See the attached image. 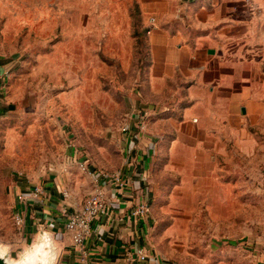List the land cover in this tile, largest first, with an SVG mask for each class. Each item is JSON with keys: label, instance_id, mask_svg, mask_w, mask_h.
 Listing matches in <instances>:
<instances>
[{"label": "rangeland", "instance_id": "obj_1", "mask_svg": "<svg viewBox=\"0 0 264 264\" xmlns=\"http://www.w3.org/2000/svg\"><path fill=\"white\" fill-rule=\"evenodd\" d=\"M257 2L261 20L247 52L264 74V3ZM140 22L138 0H0V67H8L0 247L12 260L40 240L33 233L27 242L16 223L22 192L53 184L61 190L55 207L80 211L95 172L123 174L130 162L125 128L137 113L130 97L141 61L133 58L132 36L140 35ZM259 151L221 158L224 170L214 180L168 170L167 156L152 157L148 206L159 257L168 264H264V132Z\"/></svg>", "mask_w": 264, "mask_h": 264}, {"label": "crops", "instance_id": "obj_2", "mask_svg": "<svg viewBox=\"0 0 264 264\" xmlns=\"http://www.w3.org/2000/svg\"><path fill=\"white\" fill-rule=\"evenodd\" d=\"M138 2L140 35L132 39L133 58L141 62L130 103L150 119L135 142L134 122L127 132L126 156L132 158L122 183L105 188L107 211L93 222L84 250L64 230L66 219L55 207L59 187H44L49 215L41 214L38 204L27 209L16 204L26 241L38 223L47 225L60 244L61 264H168L155 252L153 215L133 214L152 199L148 166L154 156H167L168 170L193 172L196 180L206 173L205 178L214 180L224 170L221 158L260 153L264 74L247 52L262 15L257 0ZM7 70L0 67V106ZM138 251L145 254L144 261Z\"/></svg>", "mask_w": 264, "mask_h": 264}, {"label": "built area", "instance_id": "obj_3", "mask_svg": "<svg viewBox=\"0 0 264 264\" xmlns=\"http://www.w3.org/2000/svg\"><path fill=\"white\" fill-rule=\"evenodd\" d=\"M150 30V29H149ZM134 118V129L133 132L130 128H125L128 133L132 132V141L135 142L138 134H142L146 131L148 127V121L150 115L147 112L140 111L133 115ZM136 138V139H135ZM152 145V149H153ZM79 166L83 171H89V165L86 161H80ZM92 172V171H91ZM123 181L122 174H106L104 172H98L93 174V182L95 184V189L93 193L86 199L84 205L80 211H74L70 213L66 209H62L61 212L63 217L66 219L65 229L71 235L73 244L79 248V250H84V241L86 237L91 232V226L93 222L101 215L105 214L108 208V201L105 188L113 183L121 184ZM18 203L22 204L25 209L29 206L37 205L42 209L44 215H49L50 209L47 207L49 205V198L45 194L44 187L35 186L27 191L22 192L18 197ZM150 213L149 206L147 203L141 204L133 212L136 216H145ZM16 223L18 225H24V218L21 211H16ZM56 238V236H55ZM140 260L144 261L146 259L143 251H138L137 253Z\"/></svg>", "mask_w": 264, "mask_h": 264}, {"label": "bare ground", "instance_id": "obj_4", "mask_svg": "<svg viewBox=\"0 0 264 264\" xmlns=\"http://www.w3.org/2000/svg\"><path fill=\"white\" fill-rule=\"evenodd\" d=\"M5 247H0V256H4ZM58 257L57 248L52 243L51 239L43 238V240L36 244L33 250L28 251L20 261L7 260L9 264H33L40 261L41 264H56Z\"/></svg>", "mask_w": 264, "mask_h": 264}, {"label": "water", "instance_id": "obj_5", "mask_svg": "<svg viewBox=\"0 0 264 264\" xmlns=\"http://www.w3.org/2000/svg\"><path fill=\"white\" fill-rule=\"evenodd\" d=\"M36 234L35 235H40V240L39 241H37L38 243H40L42 240H43V238H48V239H51V241H52V243H54V246L57 248V246H56V244H55V238H54V236H53V234L51 233V232H47V230H46V225H44V224H41V223H38V226H37V230H36V232H35ZM34 237H36V236H34ZM38 243H36V244H38ZM36 244H34L33 245V247L31 248V249H29L28 251H30V250H33V248H34V246L36 245ZM27 251V252H28ZM26 252V253H27ZM25 253V254H26ZM24 254V255H25ZM60 254V251H59V249H58V255ZM23 255V256H24ZM11 260L12 262H14V261H17V260H12L11 258H9L8 256H7V253H5L4 254V256H0V264H9L8 263V261L7 260ZM21 260V259H20ZM19 260V261H20ZM33 264H41V262L40 261H36V262H34Z\"/></svg>", "mask_w": 264, "mask_h": 264}]
</instances>
